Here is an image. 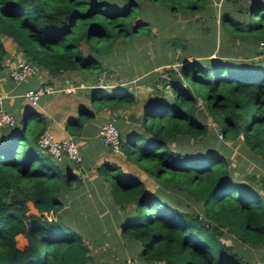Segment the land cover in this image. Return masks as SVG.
Instances as JSON below:
<instances>
[{
    "label": "trees",
    "instance_id": "16d2710c",
    "mask_svg": "<svg viewBox=\"0 0 264 264\" xmlns=\"http://www.w3.org/2000/svg\"><path fill=\"white\" fill-rule=\"evenodd\" d=\"M238 1L0 0V59L5 54L2 38L7 36L25 60L50 74L98 73L103 70V56L120 42L150 34L153 20L161 18L158 23L165 24L168 18H158L155 8H151L152 19L143 18V13L139 16L146 10L145 3L162 6L170 15L198 13L206 29L217 24L222 37L242 43L239 54L264 57V0L245 6H238ZM239 11L246 16L240 17ZM185 38L180 34L172 44ZM245 60L183 56L178 69L168 68L167 77L159 79L169 81V90L156 86L154 102L140 115L129 116L136 126L119 130L121 152H112L123 154L125 162L135 167L115 161L99 164L113 201L123 209L133 204L122 234L140 242L139 259L165 264H251L221 238L232 235L240 243H264V196L246 177L232 175L235 169L222 152L226 145L203 151L184 147L188 139L196 141L208 133L196 110L201 98L222 136L239 138L264 160V63L260 58ZM93 97L99 100L97 106L128 107L135 94L128 85H116L94 92ZM80 112L86 118L94 115L87 107ZM70 131L75 133V126ZM40 132L22 129L0 141V264H88L89 244L59 211L62 187L72 188L80 178L70 170L62 171L42 151L37 142ZM145 172L185 192L201 210L163 200L150 189ZM28 201L37 212H28ZM211 222L224 229L222 235L208 225ZM17 234L27 238L23 248L17 246Z\"/></svg>",
    "mask_w": 264,
    "mask_h": 264
},
{
    "label": "crops",
    "instance_id": "0c3cea01",
    "mask_svg": "<svg viewBox=\"0 0 264 264\" xmlns=\"http://www.w3.org/2000/svg\"><path fill=\"white\" fill-rule=\"evenodd\" d=\"M252 1L256 0L242 1L241 4L245 6L246 3H251ZM236 4L238 5V2ZM225 36L227 37V35ZM2 40L5 47V54L0 59V95H2L3 107L15 115V123L12 126L0 128V141L11 139L15 133L22 129L30 130L28 126L29 120L32 117L36 118L40 123L35 128L36 130H42L47 127L53 132L56 138L73 137L82 156L81 162L74 163L67 158L58 160L53 157L55 164L62 171L66 172L70 170L80 178L79 184H76V186L74 185L72 188L62 187V207L59 211L64 219L83 234L85 241L89 244L92 260L88 264H116L120 259H126L127 262L130 258L135 259L140 264H165L163 261L141 260L138 258V252L141 249L140 242L125 237L122 234V226L127 221L129 214L133 212V209H131L133 204H127L126 208L123 209L115 203L110 195L109 181L104 179L103 175L98 171L99 164L104 161H113L112 154H114L110 146L106 145L100 136L99 130L101 124L108 117L112 116L115 118L116 124H120V131L134 128L136 125L130 120L129 116L131 114L135 116L140 115L144 111L145 106L150 104L149 102L151 100L154 102V99H151V97L156 95L154 93L156 89L153 91L151 89L156 88V86L162 88L161 85L163 82L160 83L161 80L159 79L165 77L163 76L165 72L162 74L160 71L154 70V64H149L146 66V68L150 67L146 70L147 72L138 73L135 81H133L134 86L128 85L135 94V98L130 106L122 107L115 104H108L102 108H98L97 105L99 104L93 103L94 100H97L94 99L93 95L94 92H101L103 90L93 89V86H100L104 90H110V88L116 85H127L117 82V76L112 75L113 72L109 71V67L113 62L111 58L113 55L112 51L115 48L111 53L103 56L102 71L89 73L73 70L68 73L76 80H84L88 85L87 87L80 88L73 93L56 92L46 94L40 97L36 105H32L25 97L27 88L35 86L42 80L60 83L67 72L50 74L46 70L39 69L38 74L25 77L21 80H14L10 76L9 71L12 66L21 60H25V58L10 37L4 36ZM233 43L239 48L244 46L237 39L233 40ZM251 46H253V42H250ZM117 50L119 51V49ZM226 58H231L232 60L260 58L264 63V57L262 56L248 55L245 57L243 55L241 56L238 51L236 55H228ZM158 65H161V63ZM157 71L158 73L154 76L153 72ZM109 72L112 74H109L108 77L106 74ZM102 74L106 76L102 79L104 82L99 81L97 78V75ZM133 74L129 73L128 76H132ZM141 85L144 88H150V90H146L147 88H145L143 94L145 96H140L141 90H138V88ZM164 90L167 91L166 89ZM84 107L94 110L93 117L86 118L85 114L80 112V109ZM69 121L71 122L70 124ZM74 126L76 129L75 133L70 131V128ZM174 143L175 141H172L170 144L173 145ZM242 152L247 157L243 165L252 163L251 165L256 166L255 170L257 169L264 173V170H262L264 169L263 159L255 156L245 146ZM246 152L247 154H245ZM255 173L256 171L250 173L252 176H249L250 178H247L248 180L246 181L250 182L264 196V180L258 183L253 181L252 179H254L253 175ZM19 235L25 240L24 247L27 243V238L23 234ZM223 238L225 239V243L232 245L233 249L248 259L251 264L255 259L264 258V243H240L232 235Z\"/></svg>",
    "mask_w": 264,
    "mask_h": 264
},
{
    "label": "rangeland",
    "instance_id": "374dc122",
    "mask_svg": "<svg viewBox=\"0 0 264 264\" xmlns=\"http://www.w3.org/2000/svg\"><path fill=\"white\" fill-rule=\"evenodd\" d=\"M242 1L239 0L238 5L242 6ZM146 10H142L139 13V16L147 19H152L151 8H155L159 15L165 16L168 19L165 21V24L158 23L160 19H156L152 21L151 32L148 35H140L137 38L131 39V41L120 42L116 49L112 51V64L109 67V71L113 72L106 74L109 77V74L117 76V82L133 85V81H135L138 73L145 72L150 67H147L149 64H154V70L160 71L162 74L168 68H174V70L178 69L180 65V60L184 56L187 60L193 58H204L208 55H221L222 58H226L229 54L236 55V52L239 50L230 39L227 37H222L218 32V27L216 25H211L208 29L204 26L203 18L200 14H176L170 15L162 6L153 5L145 3ZM239 16L242 17L245 13L239 11ZM246 16V15H245ZM174 24L177 25L176 28H171ZM216 28V29H215ZM221 31V30H220ZM182 35L186 37L185 39H181L180 43L172 44V40L175 39L178 35ZM217 34H219L217 36ZM220 40V41H219ZM218 42H224L223 45H218ZM221 47V48H219ZM242 48V47H241ZM119 49V51L117 50ZM241 52V49L239 50ZM244 53V52H242ZM241 53V56H242ZM115 54V55H114ZM238 55V54H237ZM161 63V65H158ZM164 69V70H163ZM157 72H153L154 76ZM147 72V71H146ZM106 73V72H105ZM134 73L132 76H128V74ZM106 76L97 75L99 81H102ZM167 76V71L165 75ZM101 78V79H100ZM163 78V77H161ZM114 79V78H113ZM132 80V81H130ZM147 81V80H146ZM99 82V84H101ZM137 85V84H136ZM134 86V85H133ZM109 87V86H108ZM107 87V88H108ZM96 88V87H95ZM147 88V87H145ZM145 88L140 86V96L145 92ZM96 89H103L100 86H97ZM151 89V91L155 90ZM146 90H150L148 87ZM169 90V89H166ZM157 91V90H156ZM157 93V92H154ZM93 103L98 104L99 100H94ZM201 98H198L196 110L198 115L204 120L207 125L208 133L203 136V138L199 140H188V143H185L184 147L190 151H196L204 149H215L219 150V145L223 143L226 145L225 149L222 151L223 155L226 156L229 160L230 167L235 169L232 171L233 176H239L241 180L248 178L247 175L252 176L250 173L256 171L254 179L255 182H260L264 180V173L261 171L255 170L256 166L245 164V160L247 157L243 154L242 150L244 148L241 140L239 138L227 139L222 134L217 133L218 124L217 122L210 116V114L203 108ZM102 108L103 106H98V108ZM214 123V127L210 124ZM38 120L32 117L29 120V126L31 130L37 128ZM119 128L121 129L120 124ZM210 145V146H209ZM26 146L23 147L25 149ZM217 147V148H216ZM247 154V152L245 153ZM113 161L119 162L122 166L128 168H134L135 165L131 162H125V156L123 154H112ZM250 166V167H249ZM258 168V167H257ZM264 170V169H262ZM145 180L149 183V187L155 193H157L163 200L169 202L170 204H177L180 207L185 209H197L201 210V206L196 204V202L185 192L179 191L174 187L164 185L157 181L155 177L148 174L147 172L143 173ZM60 180V179H59ZM264 183V181H263ZM29 211L28 212H37L36 208L33 206L31 201H28ZM50 212L48 213V217H50ZM17 238V246L19 248H23L24 238H22L19 234L16 235ZM222 242H225V239L221 238ZM125 260H119L116 264H127Z\"/></svg>",
    "mask_w": 264,
    "mask_h": 264
},
{
    "label": "built area",
    "instance_id": "2783aa9c",
    "mask_svg": "<svg viewBox=\"0 0 264 264\" xmlns=\"http://www.w3.org/2000/svg\"><path fill=\"white\" fill-rule=\"evenodd\" d=\"M9 72L14 80H21L25 77L38 74L39 68L28 60H21L12 66ZM87 86L84 80H75L71 75H66L60 83L42 80L35 86L27 88L25 97L30 104L36 105L43 95L56 92L73 93ZM14 123L15 115L3 107L2 95H0V128L12 126ZM210 124L215 128L213 122ZM99 133L103 142L109 145L113 152H121L120 131L114 117H108L101 124ZM217 133L221 134L220 131H217ZM37 142L43 152L50 154L55 159L67 158L74 163L81 162L82 160L79 148L71 136L62 139L56 138L53 132L45 127L41 130ZM127 262V264H138L133 258L128 259ZM254 264H264V259L258 258L254 261Z\"/></svg>",
    "mask_w": 264,
    "mask_h": 264
},
{
    "label": "water",
    "instance_id": "95a60500",
    "mask_svg": "<svg viewBox=\"0 0 264 264\" xmlns=\"http://www.w3.org/2000/svg\"><path fill=\"white\" fill-rule=\"evenodd\" d=\"M161 87H162L163 89H169V88H170L169 81H168V80H165V81L162 83ZM208 225H209L210 227H212V228L215 230V232H216V234H217L218 236H220V235L223 234L224 229L221 228V227H220L219 225H217L216 223L211 222V223H208Z\"/></svg>",
    "mask_w": 264,
    "mask_h": 264
},
{
    "label": "clouds",
    "instance_id": "9594fccd",
    "mask_svg": "<svg viewBox=\"0 0 264 264\" xmlns=\"http://www.w3.org/2000/svg\"><path fill=\"white\" fill-rule=\"evenodd\" d=\"M75 80H76V79H75ZM79 80H82V79H79ZM95 87L97 88V86H93L92 88H95ZM96 88H95V89H96ZM101 90H104V89H101Z\"/></svg>",
    "mask_w": 264,
    "mask_h": 264
}]
</instances>
